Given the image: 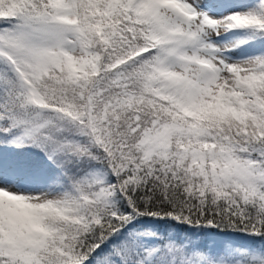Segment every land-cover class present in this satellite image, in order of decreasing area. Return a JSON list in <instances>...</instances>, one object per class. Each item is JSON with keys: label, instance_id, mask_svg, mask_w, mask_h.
<instances>
[{"label": "snow or ice", "instance_id": "1", "mask_svg": "<svg viewBox=\"0 0 264 264\" xmlns=\"http://www.w3.org/2000/svg\"><path fill=\"white\" fill-rule=\"evenodd\" d=\"M0 264H264V0H0Z\"/></svg>", "mask_w": 264, "mask_h": 264}]
</instances>
